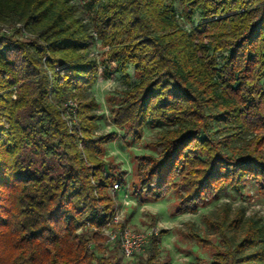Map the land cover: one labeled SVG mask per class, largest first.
Returning a JSON list of instances; mask_svg holds the SVG:
<instances>
[{
	"label": "trees",
	"instance_id": "1",
	"mask_svg": "<svg viewBox=\"0 0 264 264\" xmlns=\"http://www.w3.org/2000/svg\"><path fill=\"white\" fill-rule=\"evenodd\" d=\"M174 2L186 22L198 14L191 30ZM0 25V264L124 262L103 235L126 187L104 157L114 136L96 135L97 105L80 98L99 75L96 41L101 64L131 66L136 80L114 127L136 143L164 128L154 154L133 159L134 197L175 193L181 214L247 183L264 196V0H0ZM215 224L213 264H264L253 218L224 212ZM163 233L139 264H168Z\"/></svg>",
	"mask_w": 264,
	"mask_h": 264
},
{
	"label": "rangeland",
	"instance_id": "2",
	"mask_svg": "<svg viewBox=\"0 0 264 264\" xmlns=\"http://www.w3.org/2000/svg\"><path fill=\"white\" fill-rule=\"evenodd\" d=\"M173 8L181 26L191 30L199 19L198 14L192 18V23L186 22L181 16V7L174 2ZM22 37L27 39V35ZM103 49L98 41L91 57L97 60L99 75L91 89L81 93V100H92L97 109L96 135H113L114 139L106 143L104 157L106 162L115 165L123 174L126 182L124 189L115 194L117 202L118 228H128L134 232L155 230L164 231L160 238L161 259H167L168 264H213L215 254L222 249V233L216 227L218 218L226 212L232 217L236 211L243 212L244 219L253 218L262 228L264 236V196L260 195L253 183H247L240 192L227 190L209 205L187 210L181 214L177 210V195L171 193L161 201L142 200L132 195L133 159L136 156L153 155L150 144L157 141L164 128L146 127L141 141L136 143L123 138V133L116 129L112 122L111 112L121 100V95L136 84L133 77V68L128 66L126 75L116 70L110 62L101 64ZM104 69L109 72L104 76ZM245 140L250 136L246 135ZM203 240L199 243L197 239ZM144 249L138 254H142ZM142 258V256L140 257ZM139 259H124L123 264H139Z\"/></svg>",
	"mask_w": 264,
	"mask_h": 264
},
{
	"label": "built area",
	"instance_id": "3",
	"mask_svg": "<svg viewBox=\"0 0 264 264\" xmlns=\"http://www.w3.org/2000/svg\"><path fill=\"white\" fill-rule=\"evenodd\" d=\"M0 27L2 28V31L4 33H9V27L4 25H0ZM68 106L71 109L72 113H75V104L69 102ZM116 188L117 187L115 186L113 190H116ZM117 224V219L115 218L113 225L105 229L103 231V235L106 237L107 243H113L116 240H119L124 257L127 260L133 258L135 254H138L146 247L150 235L157 234L155 230H149L147 232H134L133 230L128 228H118L117 230H115L114 227Z\"/></svg>",
	"mask_w": 264,
	"mask_h": 264
}]
</instances>
